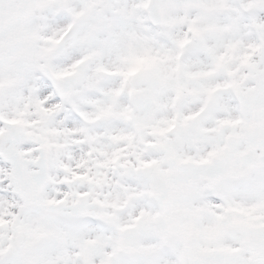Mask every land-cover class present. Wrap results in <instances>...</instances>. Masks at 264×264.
Masks as SVG:
<instances>
[{
  "label": "snow or ice",
  "instance_id": "6c2138e0",
  "mask_svg": "<svg viewBox=\"0 0 264 264\" xmlns=\"http://www.w3.org/2000/svg\"><path fill=\"white\" fill-rule=\"evenodd\" d=\"M0 264H264V0H0Z\"/></svg>",
  "mask_w": 264,
  "mask_h": 264
}]
</instances>
